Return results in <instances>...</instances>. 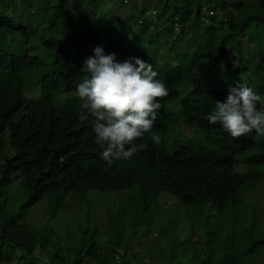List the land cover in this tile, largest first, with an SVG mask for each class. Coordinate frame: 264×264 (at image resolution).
I'll use <instances>...</instances> for the list:
<instances>
[{
    "label": "trees",
    "instance_id": "obj_1",
    "mask_svg": "<svg viewBox=\"0 0 264 264\" xmlns=\"http://www.w3.org/2000/svg\"><path fill=\"white\" fill-rule=\"evenodd\" d=\"M12 3L22 4L21 11L11 14ZM98 3L100 0H0V194L12 174L20 176L23 190L20 202L13 199L17 201L15 213L7 210L9 199L0 201V264H130L125 251L118 256L121 234L111 229L113 241L108 246L87 243V232L82 230L77 246H64L70 259L54 251L40 261L34 251L45 249L49 234L24 220L39 201H45L52 217L67 208V196L81 200L86 192L114 193L135 186L138 199L145 204H152L165 192L200 215L205 205L219 211L234 207L244 188L264 182V134L253 131L234 139L219 122L211 125L207 120L215 101H223L229 88L244 84L264 96V0L208 3L221 19L214 15L206 25L199 20L200 5L191 1L155 0L159 7L155 20L133 16L122 21L112 12L105 16ZM143 12L142 8L139 13ZM89 16L96 22H83ZM173 21L178 24L177 33L171 27ZM200 24L196 51H179L178 37L186 28ZM129 26L136 28L131 38H127L131 36ZM152 26L159 30L151 31ZM15 34L18 42L12 50L6 41ZM242 36L247 39L244 53ZM96 46H103L105 53L115 52L118 61L128 57L147 61L170 93L161 99L151 131L137 141L147 149L111 166L101 159L104 145L95 143L91 118H82L75 90L87 75L81 70L83 61L93 55ZM139 46L145 51H139ZM161 52L165 55L160 59ZM225 54L239 56L235 72L244 76H237L235 82L222 79L219 65ZM203 57L212 58L210 70L216 74L210 81L200 79L207 78L200 75L204 64L198 60ZM195 81L178 100L176 114L168 111L165 107L179 96L180 87ZM31 83L37 94L26 98ZM62 94L69 96L61 102L58 96ZM258 108L264 111V107ZM179 123L193 130L197 139L176 137L167 142ZM153 136H159V141L154 142ZM249 151L253 153L240 160ZM238 164L244 172L235 171ZM107 218L114 221L109 212ZM248 238L247 252L258 245L264 250V236L251 240L249 234ZM238 248L232 244L217 261L210 262L208 256L198 264H235L229 251Z\"/></svg>",
    "mask_w": 264,
    "mask_h": 264
},
{
    "label": "rangeland",
    "instance_id": "obj_2",
    "mask_svg": "<svg viewBox=\"0 0 264 264\" xmlns=\"http://www.w3.org/2000/svg\"><path fill=\"white\" fill-rule=\"evenodd\" d=\"M98 7L102 13L106 14L105 16H110L108 13L112 12L121 21L126 17L140 18L139 10L142 8L147 12L154 11L155 14L152 16L154 20L159 12L155 0H100ZM21 9L22 4L12 3L8 11L16 14ZM217 14L219 19L221 14ZM89 19L83 22L88 24L96 22L95 18L92 20L89 16ZM202 27L203 25L200 24L185 29L184 35L178 37L179 51L184 50L187 54L196 51L198 33ZM135 32V27H127V34L131 33V36L127 38H131ZM239 40L242 53H244L247 39L242 36ZM6 42L11 43L10 47L14 50L18 37L15 34ZM127 51L124 49V52ZM139 51L144 52V47L139 46ZM160 54L161 59L165 53ZM198 61V64H204L200 75H207V78L200 79L210 81L211 76L216 74L210 70L212 58L203 57ZM239 64L237 54H225L219 65L223 73L222 79L235 82L237 76H244L242 72H235ZM195 83L196 81L182 85L179 96L168 103L165 108L176 114L178 100ZM36 94L37 88L31 83L26 92V98L35 97ZM68 96L69 94H62L58 98L62 102ZM176 137L197 139V134L179 123L168 135L167 142ZM252 153L251 151L243 153L240 160ZM234 169L236 172L245 171L241 164L236 165ZM19 181L20 176L12 174L0 194V201L9 199L7 210L11 213H15L17 208V201L13 199L19 198L20 202L23 196ZM136 193V187L132 186L128 190L114 193L86 192L81 200L67 196L65 199L67 208L58 211L52 217L46 211L45 201L35 203L27 211L24 220L37 231L44 229L49 234V238L45 249L43 251L36 249L34 255L40 261H46L54 251H57L65 259H70L65 255L64 246H77L81 240L82 230L87 232L85 236L87 243L92 242L101 247L108 246L113 241L109 238L111 229L112 231L118 230L121 234L120 245L117 248L118 256L125 251L127 260H130L131 264H198L208 256L210 262L213 263L232 244L239 246L235 252L229 251L235 257V264H264V250L260 245L247 252L249 234L250 238L252 237L251 240L264 236V182L244 188L240 192L239 203L233 205L234 207L227 206L219 211L210 205H205L200 215H195L191 209L187 210L174 196L165 192L159 193L152 204L150 202L145 204L144 200H139ZM108 212L114 218L113 222L108 221Z\"/></svg>",
    "mask_w": 264,
    "mask_h": 264
},
{
    "label": "clouds",
    "instance_id": "obj_3",
    "mask_svg": "<svg viewBox=\"0 0 264 264\" xmlns=\"http://www.w3.org/2000/svg\"><path fill=\"white\" fill-rule=\"evenodd\" d=\"M215 1L207 0L202 4L191 1L200 5L199 20L205 25L209 17L218 13L208 5ZM202 7L212 10L213 14L207 15ZM154 14V11L144 10L143 14L139 13L140 18H136L154 20ZM171 27L178 32L176 21ZM151 29L159 30L154 26ZM81 70L87 75L75 90L81 101L82 118H91L95 143L104 145L101 159L111 166L114 161L130 159L146 150L147 145H138L137 141L151 131L162 107L161 99L170 94L152 65L138 57L118 61L115 52L105 53L103 46H96L93 55L83 61ZM258 106L264 107V96L240 84L229 88L223 101H215V109L207 120L211 125L219 122L234 139L253 131L264 134V111ZM159 139L153 136L154 142Z\"/></svg>",
    "mask_w": 264,
    "mask_h": 264
},
{
    "label": "built area",
    "instance_id": "obj_4",
    "mask_svg": "<svg viewBox=\"0 0 264 264\" xmlns=\"http://www.w3.org/2000/svg\"><path fill=\"white\" fill-rule=\"evenodd\" d=\"M188 1H193V2H197V3L202 4V3H204L207 0H188ZM202 11L205 12L207 15H212L213 14L212 10L207 11L205 7H202Z\"/></svg>",
    "mask_w": 264,
    "mask_h": 264
},
{
    "label": "crops",
    "instance_id": "obj_5",
    "mask_svg": "<svg viewBox=\"0 0 264 264\" xmlns=\"http://www.w3.org/2000/svg\"><path fill=\"white\" fill-rule=\"evenodd\" d=\"M158 196V195H157ZM132 258H133V256H132ZM131 262V261H130ZM131 264V263H130Z\"/></svg>",
    "mask_w": 264,
    "mask_h": 264
}]
</instances>
